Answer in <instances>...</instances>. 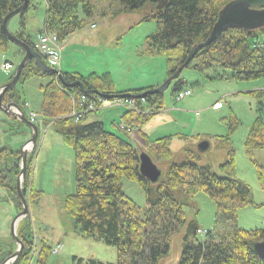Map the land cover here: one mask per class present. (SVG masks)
Returning a JSON list of instances; mask_svg holds the SVG:
<instances>
[{
  "label": "trees",
  "instance_id": "trees-1",
  "mask_svg": "<svg viewBox=\"0 0 264 264\" xmlns=\"http://www.w3.org/2000/svg\"><path fill=\"white\" fill-rule=\"evenodd\" d=\"M27 1L30 3L32 0ZM110 1L112 0H44L46 7L43 31L48 35L57 32L58 40L61 41L81 27L82 19L92 15L91 2ZM114 1L121 5L122 14L144 12L139 22L155 21L162 25L147 36L145 42L148 51L155 50L164 57V75L169 77L185 63L190 49L207 39L220 9L232 0H167L166 6L161 10L155 9L156 2L152 0ZM30 4L26 11L18 15L20 29L14 34L18 39H23L22 32ZM21 5L22 0H0V49H6L10 44L2 31V21ZM24 41L31 46L29 40ZM16 48L17 58L20 59L24 51ZM186 69L193 70L202 79L210 82H253L264 78V29L250 33L235 29L222 32L212 44L196 53L184 70ZM33 78L48 80L46 85L41 86L42 100L39 110L46 122L67 114L71 109V98L77 99L80 96L77 86L62 87L55 75L35 70L32 63L25 66L18 83L22 84ZM76 78L72 74L64 79L69 83ZM79 79L87 91L103 93L111 88L108 74H91ZM172 83V96L179 90L191 91L189 85L180 77ZM142 89L126 93L138 97L134 99L136 103L149 113L138 115L120 107L124 113V125L130 130L136 129L134 133L139 144L130 131L116 127L128 137L124 139L107 132L100 120L89 122L88 115L77 125L69 120H59L51 126L74 154L75 190L72 195L64 197L62 209L70 218L76 233L113 247L116 252L114 264H159L169 253L168 240L181 227L186 229L176 264H264V259L253 251V245L264 239V229L244 230L237 225V209L252 204V193L248 186L235 178L233 170H228L234 167L235 154L229 138L218 136L210 139L213 141L210 151H225L226 159L221 166L220 163L214 165V160L211 159L201 163L204 155L198 152L196 146L200 137L190 139L184 135L166 134L152 140L151 136L157 129L153 128L148 134H143L140 127L146 126L154 115L164 109V96L146 94L144 99H139L140 95L152 88ZM5 95L4 104L16 100L20 109L24 108L25 101H22L15 88L8 90ZM247 95L253 98L255 104V118L244 140L246 156L251 157L254 152H264V87L249 91ZM85 100L84 104L89 106L98 97L88 94ZM72 110L77 111L78 108ZM0 114L4 118L0 125L7 126L6 134L11 135L15 131V135H18L27 130L15 118ZM123 121L121 120L122 123ZM111 123L114 125L113 121ZM229 128L232 130L233 126L230 125ZM172 140L181 143L177 152L170 149ZM139 147L154 163L164 167L157 185L149 184L139 175ZM36 149L26 160V175L31 169ZM18 157V151L0 148V188L6 192L5 200L11 197L20 211L21 205L13 193L19 172L16 167ZM180 157L182 159L177 160ZM255 167L257 182L264 190V166L255 164ZM1 174L4 175L3 179ZM124 180L135 182L142 190L145 197L143 210L124 195ZM199 192L208 196L216 208L214 228L201 233V239L196 236V223L185 218V210L193 206V198ZM40 194L30 188V195L33 197L37 198ZM17 231L22 250L13 264H27L33 250L30 226L24 223ZM7 248L8 251L3 252L0 259L12 255L14 246L11 239ZM50 255L48 247L41 245L36 264H46ZM71 263L107 264L92 259L83 261L76 257L71 259Z\"/></svg>",
  "mask_w": 264,
  "mask_h": 264
},
{
  "label": "rangeland",
  "instance_id": "rangeland-1",
  "mask_svg": "<svg viewBox=\"0 0 264 264\" xmlns=\"http://www.w3.org/2000/svg\"><path fill=\"white\" fill-rule=\"evenodd\" d=\"M30 3L28 2L30 8L26 14V22L22 32L24 34L22 35L23 39L20 40L23 42H25L24 40H29L31 43L30 48L36 52L33 48V43L35 44L41 35H46V32L43 31L46 6L44 0H32ZM91 4L93 5V13L87 19H82V25L79 29L74 30L61 41L58 40L57 32L52 34V37L58 43L48 38L41 43L45 46L47 54L39 55L38 52L36 53L47 67L59 71V74L63 77V82L59 80L57 75L56 77L59 84L64 88L68 84L79 81V78L87 77L91 74L98 76L108 74L110 76L111 88L103 93L97 91L98 95L93 94L98 97V100L94 103L95 107L90 106V109L85 108L84 100L88 94L83 95L80 92V96L77 99L71 98V109L67 114L46 122L39 113V107L42 100L41 86L46 85L48 80L46 78H33L22 84L18 83V80V84L15 87L22 101H25L24 110L20 111L23 113L24 118L27 116L31 119L30 121V119L25 118L29 124L34 125L36 130L34 148H32L29 142L32 137V131L26 126L27 130L23 132V135L26 137L19 148L28 154L26 160L32 156L36 147L37 149L31 169H29L27 175L25 170L22 185L19 184L17 179L13 188L15 197H18L16 191L18 190V185H20V194L28 206V220L22 219L17 226L19 227L24 223L30 226L33 238L31 243L33 250L27 264H36L38 251L43 244L48 247L49 255L51 253L46 264H72L71 259L73 257L83 261L92 259L107 264H114L116 262V252L113 247L106 246L100 241L85 238L80 233H76L70 218L62 209L64 197L72 195L75 190L74 154L51 126L59 120H69L74 125H77L79 121L88 115L89 122L100 120L107 132L128 139L127 136L116 128L120 122L126 131H130L133 134L132 137L139 144V139L134 133L136 129L130 130L125 126L126 123L123 121L124 113L119 107L123 106L128 111L138 115L149 113V111L143 110L138 103L135 105L136 100L134 99L138 97L126 93L142 88V90L152 89L140 95L139 99H144L146 94L164 96V109L160 112L157 111L158 114L154 115L145 124L148 127L147 129H153L156 128L154 126L161 125L151 136L152 140L156 136L166 134L167 136L184 135L190 139L200 137L199 141L208 139L210 147L208 145V148L202 153L198 151L204 155L201 157V163H205L211 159L212 161L214 160V165L220 163L219 166H221L224 163L222 161L226 159L225 151H210L213 142L210 139L213 138L212 136H226L229 138L235 154L234 167H230L228 170H233L235 178L248 186L252 193L253 205L242 206L237 209V225L244 230H263L264 190L260 188L257 182L255 164L264 166V152H254L251 157H247L244 140L255 118L254 100L247 93L262 89L264 87V78L253 82H236L232 80L210 82L205 78L202 79L193 70L186 69L181 72L179 77L189 85L188 88L191 91H186L185 89L179 90L172 96L174 85L171 82L164 93L151 94L150 92L158 88L167 77L164 75V57L161 54H157L155 50L148 51L145 39L156 32L158 26L162 25L157 24L155 21L139 22L144 12L122 14L121 5L114 0L109 3L91 2ZM18 15L12 17L7 23V29L12 35L18 33L20 29ZM14 36L16 37V35ZM53 51L57 56L56 58L50 54ZM17 53L16 46L12 44H9L6 49H0V87L10 82L9 80L16 66L21 61L23 56L18 59ZM6 63H10L11 70H4V67L7 65ZM40 72L42 73V71ZM72 74L76 75L77 78L67 83L64 79L65 76H71ZM161 81L163 82L157 83ZM79 82L82 83L81 81ZM195 82H198V84ZM84 90L87 91L86 88ZM101 90L104 89L101 88ZM113 90L114 92H111ZM117 92L123 94L118 95ZM171 97L174 99L172 100ZM5 98H7V95H5ZM73 102H76L77 107H73ZM125 102L128 104H124ZM10 103L17 105L16 100ZM17 107L21 108L18 105ZM74 108H78L77 114L72 112ZM14 113L17 114V112ZM0 121H4V118L0 117ZM16 121L22 124L17 118ZM111 121L114 122V125ZM230 125L233 126L232 130L229 128ZM140 128L143 134H148L151 131L147 130L145 126ZM4 133L5 129H2L0 126V144L6 135ZM180 147L181 143L179 141L172 140L170 149L173 152H177ZM143 153L146 154L139 147L138 157ZM181 159L182 157L177 160ZM150 160L163 172L164 167L162 165L154 163L152 158ZM213 170L215 171L216 169L214 168ZM18 171L20 172V168H18ZM3 178L4 175L1 174V179ZM144 179L151 185H157L156 183L159 181L158 179L156 183H151L146 178ZM28 181L30 182L28 183ZM122 186L124 195L143 210L145 208V197L139 186L135 182L127 180L123 181ZM31 187L41 193L39 197L35 198L36 196L30 195ZM5 198L6 196L0 197V227L3 224L4 228V231H0V239L5 236V232L9 231L12 219L20 212L18 210L19 207L17 208L15 201L11 197H9L11 199L9 201L5 200ZM192 202L193 206L185 210V218L187 221L193 220L196 223L195 226L198 228L196 236L198 239H201L203 237L202 234L214 228L216 208L213 201L203 192L197 193ZM185 229V227H181L168 240L169 253L160 260L159 264L177 263L180 257L181 239L185 233ZM199 231L202 234L199 235ZM17 233L18 231L16 230V237L18 239ZM9 236L11 239L10 232ZM0 242L2 241L0 240ZM7 245L0 243V249H2L0 256L4 255L3 252L8 251ZM12 245L14 246V250L11 254L17 249L15 244L12 243ZM5 258L0 259V263Z\"/></svg>",
  "mask_w": 264,
  "mask_h": 264
},
{
  "label": "water",
  "instance_id": "water-1",
  "mask_svg": "<svg viewBox=\"0 0 264 264\" xmlns=\"http://www.w3.org/2000/svg\"><path fill=\"white\" fill-rule=\"evenodd\" d=\"M156 2L155 9L161 10L163 9L166 4L167 0H152ZM28 7V1L23 0V4L17 8L16 10L9 13L2 21V31L6 40L16 46L21 48L23 52V57L21 61L16 66L14 73L10 82L2 87H0V112L4 115H9L13 118L19 119L22 125L27 126L32 134L31 139L29 142L34 148L35 145V127L34 125L29 124L26 119L24 118L23 113L14 103L4 104L2 101L4 93L9 89H14L22 69L28 65L29 63H33L32 66L35 69L42 71V73L46 74H53L57 75L59 80L63 82V77L59 74V71L56 69H51L47 67L41 60L40 56L34 52L29 45H27L22 40L18 39L11 33H9L7 29L8 21L14 17L15 15L25 11ZM228 29H235L244 32H255L264 29V0H232L224 5L217 16V20L214 23L207 39L200 44L194 45L185 60V63L179 67L171 76L167 77L164 82L156 88L154 91L150 92L151 94H162L164 93L167 88L169 87L170 83L175 81L181 72L188 66V64L192 61L194 56L198 51L203 49L204 47L209 46L212 44L219 35L228 30ZM66 85V84H65ZM67 87L78 86L80 88V92L83 95L87 94H97V91L94 90H84V86L79 81H75L73 84L66 85ZM98 95V94H97ZM109 97V96H107ZM14 112H17L15 114ZM16 116V117H15ZM208 143L206 141H201L197 144V150L199 152H204L208 148ZM31 152V151H30ZM27 153L21 149H19V157L16 159V167L20 168V175L17 178L20 185L23 182L24 178V167L26 162ZM140 164H139V173L142 177L149 180L151 183H156L161 175V171L151 162L150 158L146 154H141L139 157ZM16 179V181H17ZM18 185V184H17ZM20 185H18L17 199L21 203L22 211L17 213V215L13 218L10 226V234H11V242L17 246L16 251L8 258H6L1 264H13L14 261L20 256L22 250V243L16 237V230L18 229V224L21 222L22 219L28 214V206L25 202V199L20 194ZM17 228V229H16ZM253 251L259 257L264 259V239L258 243L253 245Z\"/></svg>",
  "mask_w": 264,
  "mask_h": 264
},
{
  "label": "crops",
  "instance_id": "crops-1",
  "mask_svg": "<svg viewBox=\"0 0 264 264\" xmlns=\"http://www.w3.org/2000/svg\"><path fill=\"white\" fill-rule=\"evenodd\" d=\"M8 82V81H7ZM41 105V104H40ZM39 110H40V107H39ZM0 117H2V115L0 114ZM5 120H8V119H6V117H5ZM1 126V125H0ZM161 125H159V126H154V127H156L155 129H158L159 127H160ZM145 128L147 129L148 127L147 126H145ZM2 129H4L3 127H2ZM154 129V130H155ZM147 130H152V129H147ZM3 133V132H2ZM16 134V133H15ZM13 135V134H11V135H8V134H6L5 136H4V140L1 142V144H0V147L1 148H3V147H6V148H9V149H12V150H17L18 148H19V146L22 144V142L24 141V138L26 137L25 135H23V132L22 133H20V134H18V135ZM209 136V135H208ZM212 137H214V136H212ZM6 195H5V191H4V189H2V188H0V197H5ZM9 201V200H8ZM12 222V221H11ZM0 231H4V228H3V224L1 225V227H0ZM9 232H10V229H9V231H7V232H5V236H3V237H1V241L2 242H0L1 244H3V245H7L8 244V242H7V240L8 239H10V236H9ZM5 242V243H4Z\"/></svg>",
  "mask_w": 264,
  "mask_h": 264
},
{
  "label": "built area",
  "instance_id": "built-area-1",
  "mask_svg": "<svg viewBox=\"0 0 264 264\" xmlns=\"http://www.w3.org/2000/svg\"><path fill=\"white\" fill-rule=\"evenodd\" d=\"M51 36V37H50ZM48 38H50V39H52V41H54L55 43H58V41H55V38L54 37H52V35H48V34H46V35H41L37 40H36V42H35V44L33 43V48H34V50H36V52H38L39 53V55H44V54H47V52H46V50H45V46H43L41 43L42 42H44V41H46ZM51 45V44H50ZM42 46V47H41ZM51 47V46H50ZM53 57H57L56 56V54H55V52L53 51V52H51L50 53ZM10 69V65H6L5 67H4V70H9ZM86 102V100H84V103ZM124 104H128L127 102H125ZM133 105H134V101H133ZM135 105H136V101H135ZM90 106H93V107H95V105H94V103H90L89 104V106H86L85 104H84V107L85 108H87V109H90ZM73 107H77V105H76V103L75 102H73ZM120 108V107H119ZM121 108H125V107H121ZM77 109V108H76ZM127 109V108H126ZM128 110V109H127ZM72 112H74V113H78V110L77 111H75V110H72ZM33 117V116H32ZM30 119V118H29ZM30 121H31V119H30ZM120 129L121 130H125L124 129V127H123V125H121L120 126Z\"/></svg>",
  "mask_w": 264,
  "mask_h": 264
},
{
  "label": "bare ground",
  "instance_id": "bare-ground-1",
  "mask_svg": "<svg viewBox=\"0 0 264 264\" xmlns=\"http://www.w3.org/2000/svg\"><path fill=\"white\" fill-rule=\"evenodd\" d=\"M22 13V12H21ZM20 14V13H19ZM18 168V167H17ZM19 175H20V172H19ZM19 175H18V177H19ZM24 176H25V167H24ZM28 215H29V212H28V214L25 216V218L24 219H26V221L28 220Z\"/></svg>",
  "mask_w": 264,
  "mask_h": 264
}]
</instances>
